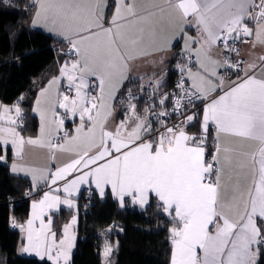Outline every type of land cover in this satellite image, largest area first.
Returning a JSON list of instances; mask_svg holds the SVG:
<instances>
[{
    "label": "snow or ice",
    "instance_id": "6c2138e0",
    "mask_svg": "<svg viewBox=\"0 0 264 264\" xmlns=\"http://www.w3.org/2000/svg\"><path fill=\"white\" fill-rule=\"evenodd\" d=\"M115 3L109 26L105 27L107 0H95L94 5L80 0H58L55 3L38 0L33 26L43 17L44 26L47 27L51 19L49 31L63 37L70 45V52L78 57L70 66L66 62L61 68V76L67 77L69 88L75 89V96L58 93L57 104L74 116L78 114L81 120L75 130L76 135L69 142L79 141L86 145L82 153H77V158L50 174L51 184L65 181L63 190L71 196L74 190L88 183L91 178L101 197L105 195V185H110L111 193L119 200L121 207L125 197H130L132 203L144 207L154 196L157 208L171 216L178 225L170 229L173 246L171 264H257L261 249H264V231L257 223L259 220L264 225V56L259 58V64L252 63L246 68L241 67L240 61L230 63L228 57L224 58L223 64L211 60L213 65L243 72V77L231 82L227 89L223 77L216 70L209 71L200 64L204 73L202 75L200 72L193 73L191 68L177 65L181 73H188L192 85L190 89L185 88L182 76L177 87L185 95L175 98L172 111L179 112L185 106L182 103L185 99L188 103L193 98L207 101L203 108L199 136L187 134L178 125L169 127L159 119L156 123L160 127L154 128L148 119L135 115L137 122L131 128L128 119L133 117L120 121L114 131H109L106 124L112 113L106 103L105 91L109 89L108 95L113 96L111 89L116 87V78L120 77L121 85L128 78L125 73L129 71V62L135 59L128 54V46L139 42V37L128 38L132 22L145 21L155 15L151 11L137 12L135 0H128L127 3L125 0H115ZM166 6L182 22L180 32L172 37L173 41L183 38V25L192 26L194 21L201 35L206 37L203 44L211 47L220 42L226 52L237 51L229 47L230 39L236 41L241 35H252L251 29L243 25L245 17L255 20L258 25L264 21V0L258 3L256 0H167ZM159 10L163 12V8ZM137 31L142 37L144 28L140 27ZM261 32H264V28L257 32L258 40ZM189 40L199 43L192 38ZM168 46L171 47V43ZM185 50L192 51L187 42ZM249 72L252 74L249 75ZM88 77L98 80L94 87L99 89V95L88 96ZM58 83L57 78L49 82L57 86ZM218 91L222 94L210 98ZM168 95L160 100L161 105ZM129 109L135 113L134 104H130ZM9 111V108L4 107L0 112V120ZM33 111L40 112V109ZM15 112L17 117L21 115L19 106L15 107ZM158 115L167 116L169 113L161 112ZM40 117V133L43 137V112H40ZM85 119L90 125L87 131ZM194 119L193 115L186 116L187 122ZM8 121L16 123L12 117H8ZM63 123L62 119L59 120L58 129ZM210 123L215 126L216 135L213 139L216 141V150L212 159L206 161L205 145ZM5 131L11 134V144L18 149L16 154L20 155L25 144L24 138L14 128L0 129V132ZM221 134L255 141L256 147L251 152L240 154L243 159H236L235 164L231 149L225 148L224 164L221 166ZM67 135L65 133V137ZM26 142L45 146L42 139L30 138ZM0 143L7 145L8 140L0 135ZM46 146L52 159H55L54 149L64 150L63 145L57 146L50 141ZM93 148L96 151L90 154ZM3 159L0 156V160ZM249 162L252 181L243 189L239 176L243 169L249 167ZM225 169L232 170L237 177L230 197L225 196L227 186L222 183ZM12 170H17L15 164ZM72 173L81 174L68 180L67 177ZM61 203L73 207L71 200L62 201L59 196L45 192L43 199L32 204V216L26 222V228L14 224L26 232L27 244L21 249L23 252H34L42 259L46 257L52 264H69L75 239L70 229L75 217L71 224L64 226L63 238L59 242L51 231V218L47 223L43 218L46 209L58 208ZM37 220L40 222L39 228L35 226ZM110 252L111 247L106 243L103 255L107 257Z\"/></svg>",
    "mask_w": 264,
    "mask_h": 264
},
{
    "label": "crops",
    "instance_id": "0c3cea01",
    "mask_svg": "<svg viewBox=\"0 0 264 264\" xmlns=\"http://www.w3.org/2000/svg\"><path fill=\"white\" fill-rule=\"evenodd\" d=\"M35 2V8L30 18L29 25L35 29L44 31L55 38L59 39L62 43L65 44L63 48L60 49L59 58L36 80L37 84L39 85V91L37 92L32 110L39 108L40 112L44 113V128L45 133L44 136L41 137L40 128H41V117L40 112H34L33 114L36 116L38 121V128L37 131L34 133H25L24 130L20 127V129L16 126V124L9 123L8 117H12L17 125L18 124V117L16 116L15 107L18 105L21 109V114H25L24 110L22 109L21 104L13 103V104H6L0 99V112L3 111L4 107L10 109L8 113H4V119L0 120V129L7 128H14L16 132L19 133L25 140V144L23 146V151L20 155H17V148L13 147L11 144L12 137L7 135V132H1L7 140L8 146L3 145L0 143V155L4 157L3 161L0 162H7L8 161V153L6 155V149L12 151V159L9 161V164L12 166L15 164L17 170L13 171L16 175L25 177L29 180V184L26 187V192L30 193L31 199V209L28 218L21 222L19 225H22L26 228V222L32 216V204L34 202H38L44 197L45 192H49L51 195L59 196L60 199L63 201L65 199L71 200L73 203V207H68L67 205L61 203L58 208H48L45 210L44 214V221L45 223L48 222L49 218H51V231L56 234L55 238L57 242L63 238L64 233V226L67 224H71L73 217H75V223L72 225L70 229L71 234L75 237L73 241V246L70 250L69 256V264H104V245H99L92 239H87L80 235V222L78 223L77 220H80V215L76 213L77 208L81 203V197L84 195L85 190L87 188H92L95 194L99 197V190L95 187V184L89 179L88 183L81 184L78 189L74 190L72 195L69 196L63 190V185L65 181H57L55 185L51 184L50 182V174L55 172L58 167H62L65 163L70 162L71 160L77 158V153H82L86 145L82 144L79 141L69 142L71 141V137L76 135V129L80 126L81 120L79 115H72L71 112L66 111L64 108H60L57 104V95L58 93L61 95H65L63 91L64 83L67 80V77L61 76V68L67 62L70 66L73 61L78 59L76 54L68 53V49L70 45L68 42L61 36L57 35L54 31H49V28L52 27L51 19H49L47 27L45 25V21L43 17L40 18V22L33 26V20L36 18L35 13L38 11V0H33ZM49 2L55 3L58 0H49ZM83 3H91L95 4V0H80ZM127 3L128 0H125ZM167 0H135V6L137 12L144 13V12H154L155 15L148 17L145 21L140 22H132L133 27L130 29L128 33L129 40L137 39L139 37V42L136 45H132L131 43L128 46V54L135 57V59L129 62V71L125 73L128 77L124 83L120 84V77H117L115 80L116 87L112 88L111 91L113 96H109L108 92L109 89L106 88L105 96H106V103L109 105V109L111 111V116H109L107 120V130L114 131L116 125L129 117H133L132 119H128L129 128L135 125L137 122L134 119L135 116H140L142 119H148L153 127L155 128L151 115L153 112H166L169 103L171 102L172 93L170 87H167L168 75L170 69H175L177 72H180L177 65L181 67H188L191 68L193 73L200 72L202 75L204 74L202 69L200 68V64H203L206 68L211 70H216L218 75L223 77L225 89H227L228 85L231 82L236 81L238 78L242 76H234V75H227L222 76L221 70L222 66H216L211 64V60L220 61L223 64L224 61V50L219 45V42L216 45H212L209 47L207 44H203V41L206 37H203L195 23L193 21L192 26L183 25V38L178 39L176 41L172 40V37L178 34L181 30L182 22L177 17L176 13L169 7L166 6ZM107 9L104 10L105 16V27L109 26V21L113 15V12L116 7L115 0H107ZM163 8V12L159 9ZM250 11H253L250 9ZM255 11H258L256 9ZM192 20V18H189ZM249 21L248 28L251 29L252 37L251 42L245 44L242 47V56L245 59L244 68L247 65L252 63L259 64V58L264 56V32H261L260 39H257V32L264 28V21H261L259 25L255 20L249 19L245 17ZM143 27L144 33L142 37L140 33L137 31L138 28ZM189 38L195 39L199 41V43H191ZM186 42L189 44V47L192 51L185 50ZM169 43H171V47H169ZM164 48L166 50L159 51L158 49ZM198 50V51H197ZM197 56H199V62H197ZM194 57L195 63L194 65L189 64V60ZM210 58V59H209ZM258 71V69H257ZM252 73L249 72V75ZM185 75L188 81L192 84V80L189 78L187 72ZM53 78H57L59 83L57 84H49ZM94 77H88L87 82L90 85V80ZM207 78V77H206ZM159 81V84H157ZM130 82L134 83V86H126ZM199 83V81H197ZM215 83V81H213ZM153 84L154 92L153 97L155 98V102L149 104L148 102L142 100H131L125 103H118L116 98L117 96L126 90V87H130L133 90H145V87L150 86ZM134 87V88H133ZM118 89V90H117ZM46 90V91H44ZM43 91V95H41ZM87 91V90H86ZM88 94V93H87ZM166 94L168 98L165 100L163 105L160 104V100L164 98ZM221 92L213 93L212 95L219 96ZM99 95V89L95 95H88V96H96ZM40 100V104L37 105V100ZM135 105V113L133 114L130 109L129 105ZM147 109V111H146ZM65 112L67 114V119H64L61 115V112ZM63 120V126L58 129L57 125L59 120ZM203 119V110L201 111L200 118L198 122L192 126L188 130H184L189 135H197L201 134V123ZM90 125L88 124L87 120L85 119V131H87V127ZM70 128V134L59 143H55V137L57 133L60 131ZM216 135L215 126L214 124L210 123L208 128V138L205 145L206 156L205 160L210 161L212 159V155L215 152V144L216 141L213 137ZM212 137V138H211ZM42 139L43 144L45 146H41L40 144L31 145L28 144L26 141L28 139ZM99 138V129L97 128V142ZM151 139V137L149 138ZM213 139V140H212ZM49 141L52 144L57 146L63 145L64 150H60L59 148L54 149L55 159L51 158V153L46 146ZM219 159L221 161V166L224 164V149L229 148L232 151L234 164L236 159H243L240 154L245 152H251L256 147L255 141H250L234 136H227L221 134L219 140ZM96 151L95 148L90 150V154H94ZM101 161L100 163H102ZM84 170H81V172ZM81 173H72L67 177L68 180L73 179L76 175H80ZM223 175L222 183L227 186V192L225 193L226 197H230L232 195V186L236 183L237 177L235 176L234 172L230 169H225ZM36 177L35 181L33 177ZM252 181V171L250 167L243 169L241 175L239 176V182L243 189H246ZM49 187L50 189L44 191L45 188ZM58 189V191H57ZM223 191V189H222ZM108 194H111V187L110 185H105V195L101 198L106 197ZM113 196V195H112ZM114 197V196H113ZM118 203L120 204L119 200L115 198ZM152 199H156L154 196L150 197V203ZM127 203V204H126ZM149 203V204H150ZM128 204H132L138 209L146 208L148 205L141 207L139 204L132 203L130 197H125L123 207L127 206ZM72 209L74 210L73 217L65 222L60 230L56 227V215L61 212L62 209ZM258 226L262 227V231H264V225H261V222L257 220ZM40 222L39 220L35 221V226L39 228ZM174 226H178L174 224ZM173 226V227H174ZM20 231L21 228L19 227ZM27 244L26 240V232L21 231V241L18 247V253L23 256H30V257H37L42 259L40 256H37L34 252H23L21 249L25 247ZM111 246V245H109ZM115 245L111 246L112 256L114 255ZM255 250V249H254ZM262 250V249H261ZM202 255V253H200ZM261 255V253H260ZM111 256V257H112ZM115 256V255H114ZM43 259H47L46 257ZM260 256L258 258L257 264L259 262ZM171 264V263H170Z\"/></svg>",
    "mask_w": 264,
    "mask_h": 264
},
{
    "label": "trees",
    "instance_id": "16d2710c",
    "mask_svg": "<svg viewBox=\"0 0 264 264\" xmlns=\"http://www.w3.org/2000/svg\"><path fill=\"white\" fill-rule=\"evenodd\" d=\"M34 8L33 0H0V99L8 104H21L25 133H34L38 128L32 110L39 91L36 80L59 58L60 49L65 46L54 36L29 25ZM177 74L170 69L166 84L170 89ZM12 157L9 150L8 161L0 163V264H52L48 259L18 253L21 231L19 227L14 229V224L28 218L32 198L25 190L29 180L11 169ZM84 198L83 195L81 199ZM73 215L74 210L62 209L56 215L57 229ZM174 224L171 216L157 208L156 199L146 208L138 209L121 207L111 194L104 198L95 194L90 211L80 215V235L105 245L94 236L111 228L112 244L116 246L115 264H170L173 247L170 229ZM258 264H264V249Z\"/></svg>",
    "mask_w": 264,
    "mask_h": 264
},
{
    "label": "built area",
    "instance_id": "2783aa9c",
    "mask_svg": "<svg viewBox=\"0 0 264 264\" xmlns=\"http://www.w3.org/2000/svg\"><path fill=\"white\" fill-rule=\"evenodd\" d=\"M256 2L258 3L259 0H256ZM243 25L246 26L248 28V25H249V21L247 19H244L243 20ZM252 40V37L251 36H244V35H241L236 41H233V40H229V47L230 48H235L237 51L235 52H226L224 50V47H223V44L219 42V45L223 48L224 50V58L225 57H228V60L230 63L232 64H235L237 63V61H240L242 62L241 63V67L244 68V65H245V59L244 57L242 56V47L251 42ZM195 63V58L192 57L190 60H189V64L191 65H194ZM243 72H236L235 70H232V69H228V68H225L223 67L222 70H221V75L222 76H227V75H234V76H242ZM183 76V83H184V86L185 88H191V83L188 81L185 73H181L178 72L175 80H174V83L171 87V93H172V98H171V102L169 103L168 107H167V113H169V115L167 116H159L158 114L161 113L159 111H156V112H153L152 115H151V118H152V122L155 126V128H159L160 125L156 123V121L159 119L160 122L162 124H167L169 127H172L173 125H178L180 127L183 128V130H188L190 129L192 126H194L199 118H200V114H201V111L203 110L204 108V104L207 102V101H204V100H197L195 98L192 99V102L191 103H188V101L185 99L182 101V103L185 105L183 108H181V110L179 112H173L172 109H173V106H174V100L177 96H184L185 94L181 91V89H179L177 87V84L181 81V78ZM98 83V80L96 78H92L90 80V87L87 89V93L88 95H95L98 91V88L94 87V85H96ZM69 82L66 81L64 83V86H63V91L65 93V95H69V96H75V89L74 88H69ZM153 92H154V86L153 84H151L150 86L148 87H145V90H138L137 92H134L132 90H124L123 92H121L116 100L118 103H125V102H129L131 100H137V99H141L142 101H145V102H152L153 98H152V95H153ZM129 93H131V95H129ZM214 96L212 95L210 98H213ZM61 115L64 119H67V114L65 112H61ZM187 115H193L195 117V119L191 122H187L186 121V116ZM25 114H21L19 117H18V124L21 128L25 127ZM65 133H67L68 135L70 134V128H66L62 131H60L59 133H57L56 137H55V140L54 142L55 143H59L60 141L64 140L66 137H65ZM67 135V136H68ZM212 138V137H211ZM213 140V139H212ZM50 189L49 187L45 188L44 191ZM94 193V190L92 188H87L85 190V200H87V203L89 205V207L85 210L84 209V205L86 207L87 203L86 201L84 200L82 202V207L83 209L80 210V206L77 208L78 212L81 214L82 213H87L90 211V206L92 205V203L94 202L93 199H92V195ZM128 206H133L132 204H128ZM17 225V224H15ZM17 226H14V229H16ZM112 230L111 228H105V229H102L101 231H98L96 233V235L94 236L96 239H101L102 240V244H106V243H110L112 241ZM93 237V238H94Z\"/></svg>",
    "mask_w": 264,
    "mask_h": 264
},
{
    "label": "rangeland",
    "instance_id": "374dc122",
    "mask_svg": "<svg viewBox=\"0 0 264 264\" xmlns=\"http://www.w3.org/2000/svg\"><path fill=\"white\" fill-rule=\"evenodd\" d=\"M68 52L69 53H71V54H73V52H70V48L68 49ZM126 89L127 90H132V91H134V92H137L138 90H140V89H137V90H133V89H131L130 87H126ZM152 98H153V100H152V102H148L149 104H152L153 102H155V98L153 97V95H152ZM137 100H141V99H137ZM6 104H8V103H6ZM18 106V105H17ZM16 124V126L20 129V126H18L17 125V123H15ZM3 128V126L1 127V129ZM7 129H10V128H7ZM1 133V132H0ZM0 135H2V134H0ZM7 135L9 136V137H11V134L10 133H8L7 132ZM9 144V143H8ZM8 144H7V146H8ZM5 153H6V155H7V153H8V150L6 149V151H5ZM1 156V155H0ZM0 161H3V160H0ZM0 163H4V162H0ZM85 194V193H84ZM94 195H95V192L93 193V195H92V199H93V201H94ZM31 197H33V196H31ZM85 199H81V204L79 205L80 206V210H82L83 209V207H82V202L84 201ZM86 201V203H87V200H85ZM89 207V205H88V203H87V205H86V207H85V205H84V209L86 210L87 208ZM90 208H91V206H90ZM76 213L78 214V215H81V212L79 213L78 212V210H76ZM77 222L79 223L80 222V220L78 219L77 220ZM107 245H111V246H113V244H112V241L110 242V243H107ZM105 246V245H104ZM110 246V247H111ZM112 251L110 252V254L107 256V257H105L104 259V264H115V261H116V259H115V256L113 255L112 256ZM112 256V257H111Z\"/></svg>",
    "mask_w": 264,
    "mask_h": 264
}]
</instances>
